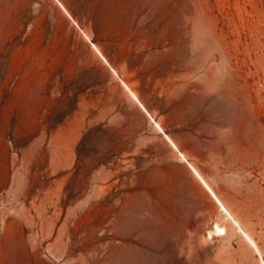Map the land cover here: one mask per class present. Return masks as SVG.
I'll return each instance as SVG.
<instances>
[{"label":"rangeland","instance_id":"obj_1","mask_svg":"<svg viewBox=\"0 0 264 264\" xmlns=\"http://www.w3.org/2000/svg\"><path fill=\"white\" fill-rule=\"evenodd\" d=\"M0 264H264V0H0Z\"/></svg>","mask_w":264,"mask_h":264},{"label":"bare ground","instance_id":"obj_2","mask_svg":"<svg viewBox=\"0 0 264 264\" xmlns=\"http://www.w3.org/2000/svg\"><path fill=\"white\" fill-rule=\"evenodd\" d=\"M169 139V138H168ZM207 186V185H206ZM210 189V188H209ZM224 211V210H223ZM243 231V230H242Z\"/></svg>","mask_w":264,"mask_h":264}]
</instances>
